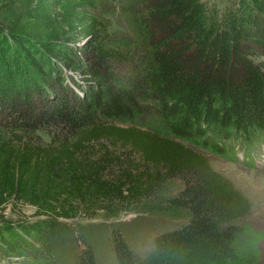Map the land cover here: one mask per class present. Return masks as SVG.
I'll list each match as a JSON object with an SVG mask.
<instances>
[{
  "label": "trees",
  "instance_id": "obj_1",
  "mask_svg": "<svg viewBox=\"0 0 264 264\" xmlns=\"http://www.w3.org/2000/svg\"><path fill=\"white\" fill-rule=\"evenodd\" d=\"M134 3L127 76L96 0H0V212L41 216L0 225L9 264L259 261L253 202L206 152L264 144V0L224 22L206 0Z\"/></svg>",
  "mask_w": 264,
  "mask_h": 264
},
{
  "label": "rangeland",
  "instance_id": "obj_2",
  "mask_svg": "<svg viewBox=\"0 0 264 264\" xmlns=\"http://www.w3.org/2000/svg\"><path fill=\"white\" fill-rule=\"evenodd\" d=\"M239 1L206 0L209 13L222 22L229 12L235 11ZM135 4L138 3L133 4V0H96V6L92 9L102 21L108 43L119 51L116 64L120 68V74L127 76L135 74L138 56L145 49L133 8ZM141 102L145 106V113L142 117L144 124H154L157 120L154 101L141 99ZM39 133L45 140L50 138L45 131H39ZM236 142L238 144L224 142V154L214 152H206V154L212 166L233 181L252 200V211L246 220L255 230L264 234V144H255L253 151L255 155L250 158L244 153L246 143ZM250 161L253 162L249 163ZM135 214V212L125 213L123 218H129ZM40 217L36 213V206L26 202L11 201L0 212V225L4 221L16 223L32 221ZM258 248L259 259L257 260L259 261L257 264H264V237L259 242ZM0 264L9 263L0 258Z\"/></svg>",
  "mask_w": 264,
  "mask_h": 264
}]
</instances>
